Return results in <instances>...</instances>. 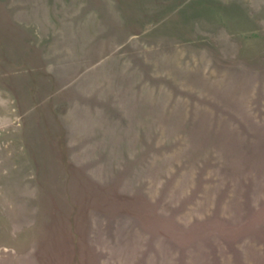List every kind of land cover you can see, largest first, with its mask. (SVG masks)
<instances>
[{
  "label": "rangeland",
  "instance_id": "374dc122",
  "mask_svg": "<svg viewBox=\"0 0 264 264\" xmlns=\"http://www.w3.org/2000/svg\"><path fill=\"white\" fill-rule=\"evenodd\" d=\"M0 264H264V0H0Z\"/></svg>",
  "mask_w": 264,
  "mask_h": 264
}]
</instances>
